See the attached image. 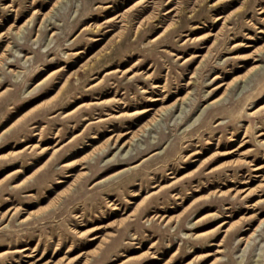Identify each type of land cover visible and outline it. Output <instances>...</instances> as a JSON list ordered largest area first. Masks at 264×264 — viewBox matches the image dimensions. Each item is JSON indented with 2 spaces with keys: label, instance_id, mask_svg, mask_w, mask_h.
<instances>
[{
  "label": "rangeland",
  "instance_id": "374dc122",
  "mask_svg": "<svg viewBox=\"0 0 264 264\" xmlns=\"http://www.w3.org/2000/svg\"><path fill=\"white\" fill-rule=\"evenodd\" d=\"M262 141L264 0H0V264H264Z\"/></svg>",
  "mask_w": 264,
  "mask_h": 264
},
{
  "label": "bare ground",
  "instance_id": "6f19581e",
  "mask_svg": "<svg viewBox=\"0 0 264 264\" xmlns=\"http://www.w3.org/2000/svg\"><path fill=\"white\" fill-rule=\"evenodd\" d=\"M262 12V11H261ZM256 59H254V61H255ZM258 61V60H257ZM257 68H259V65H257V64H255V65H253L251 68H250V70L252 69H257ZM157 86V85H156ZM263 143H264V141H262ZM261 223V222H260Z\"/></svg>",
  "mask_w": 264,
  "mask_h": 264
}]
</instances>
